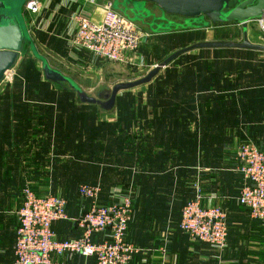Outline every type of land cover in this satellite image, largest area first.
<instances>
[{"label": "crops", "instance_id": "obj_1", "mask_svg": "<svg viewBox=\"0 0 264 264\" xmlns=\"http://www.w3.org/2000/svg\"><path fill=\"white\" fill-rule=\"evenodd\" d=\"M55 1L67 6L62 14L81 10L96 21L101 18L102 7L110 2ZM64 29L59 25L55 34ZM179 34L151 33L142 42ZM44 35L37 34L47 38ZM49 41L52 50H62L61 60L71 62L74 57L68 58L67 52L64 55L63 41L54 37ZM93 61L83 52L71 63L82 71L99 70L103 61ZM196 73L190 68L188 74H180L181 82L165 83L164 98L156 104L153 101L148 110L150 129L131 132L123 142L106 130L60 131L55 105L29 100L23 84L18 86L17 99L0 100V264L14 261L17 211L24 186L38 196L66 197V213L71 220L53 225L57 239L63 241L80 236L74 220L87 205L76 196L81 184L100 185L102 205L112 203L110 188H133V219L127 242L139 252L129 264H264V223L252 219L249 211L237 204L242 177L235 169L238 146L260 139L262 133L264 136V115L253 122L252 111L258 105L251 102L250 94H244L245 72L219 80V75L210 73L205 78ZM76 141L81 142L78 150ZM129 171L132 177L128 180ZM196 188L203 204L216 205L227 214V247L222 253L202 243H190L178 229L181 209L195 198ZM102 239L99 234L93 237L95 242ZM58 264L94 261L75 256L62 258Z\"/></svg>", "mask_w": 264, "mask_h": 264}, {"label": "built area", "instance_id": "obj_2", "mask_svg": "<svg viewBox=\"0 0 264 264\" xmlns=\"http://www.w3.org/2000/svg\"><path fill=\"white\" fill-rule=\"evenodd\" d=\"M66 8L55 0H27L23 16L30 36L37 33L53 36L64 41L67 50L76 56L86 52L94 61L135 64L137 50L147 34L114 10L111 1L102 7L98 21L81 10L62 14ZM256 22L264 32V17ZM59 25L65 29L55 34ZM235 158V169L242 177L237 204L248 210L252 219L264 223V149L253 142H244L238 146ZM21 193L13 264H58L62 258L75 256L92 258L94 264H129L139 252L127 242L133 219L132 187L110 188L108 196L112 203L102 205L100 185H80L77 197L87 203L74 220L80 236L63 241L57 239L53 225L71 220L66 213L67 201L59 194L38 196L28 185ZM178 229L192 244H205L218 253L227 247V214L216 205L203 204L198 188L195 198L181 209ZM95 234L102 235L103 239L95 242Z\"/></svg>", "mask_w": 264, "mask_h": 264}, {"label": "rangeland", "instance_id": "obj_3", "mask_svg": "<svg viewBox=\"0 0 264 264\" xmlns=\"http://www.w3.org/2000/svg\"><path fill=\"white\" fill-rule=\"evenodd\" d=\"M147 8L154 12L156 16H159V12L154 6L148 5ZM118 12L124 17L127 16L126 18H133L130 16L129 12L124 11V8H121ZM167 18L178 23L182 22V19L177 17ZM24 21L26 24L25 18ZM132 21L140 30H143L145 34H147V37L152 33L149 27L146 26L152 21L150 18L143 19V22L139 20ZM178 32L182 34L174 37L164 36L158 39L152 38V41L148 39L150 43L148 42L147 44L146 42H142L138 48L139 51L137 50L135 64H115L103 61L102 65H99V70L95 68H85L83 71L79 69L78 65L71 63L77 56L69 48L67 50L66 46L64 55L67 52L68 58L74 57L72 58L73 60H70L71 62H66L64 59L61 60L62 55L60 53L62 50L55 52L50 48L49 37L42 38V36H33V34H31V38L39 55L45 57L53 68L70 77L88 95L93 97H97L98 94L107 89L111 90L116 84L133 82L143 78L149 71L173 52L197 42L206 41L207 38L211 39L210 41L241 42L242 40V29L238 25L216 27L211 29V31L203 29ZM247 34L248 40L251 43L264 45V32L260 29L258 22L253 21L248 24ZM95 61L94 63H96ZM180 68H184L185 74H188L191 68L193 72H197L196 74L198 76L205 78L207 76L209 78L210 73L217 76L219 75L217 80L224 75L230 76L233 73L245 72L246 77L243 86L246 85V92L244 94H250V96H252V98H249L253 104L259 101L262 103V106L253 108V122L255 119L257 121L259 115H264V53L239 50H196L181 55L173 63L162 69L151 84L121 93L118 98V104L114 110L104 112L97 106L90 107L80 104L75 94L70 91H63L61 87L57 86L45 85L42 81L41 63L33 58L28 45H25L16 66L0 84V98L2 101H7V96L9 95L17 99L18 86L23 84L28 86V89H25L27 93L24 90V94L29 100L40 99L44 104L52 102L55 105V110L58 112L60 118L58 126L60 131L65 129L66 131L73 130L80 133L91 131L99 132L100 130L114 132L116 131L115 126L120 124L119 116L121 112H123L124 115L129 112L133 123H135L134 121L137 120L140 115L148 114L149 107L152 108L153 106L152 102L154 101L156 104L158 100L164 98L162 90L166 85L165 83L168 85L169 83L174 84L176 82H181V75L184 73H180ZM253 72L256 73L253 74ZM14 89L16 91H13ZM38 89L40 91H38ZM38 92H40V94ZM105 115H107V117H105ZM68 121L71 125H68ZM132 122L129 123V127H126V123L124 126V130H128L127 132L129 134L135 131H144L142 127L136 124L133 125ZM46 130L45 127V131ZM247 142H253L261 148H264L263 133L260 139L247 140ZM80 143L81 142H77V146H75L76 150L81 147V145L78 147ZM60 156L62 157L63 154ZM129 173L128 180L132 177L130 171ZM123 189L126 190L125 188ZM60 196L64 199L66 198L63 195Z\"/></svg>", "mask_w": 264, "mask_h": 264}, {"label": "water", "instance_id": "obj_4", "mask_svg": "<svg viewBox=\"0 0 264 264\" xmlns=\"http://www.w3.org/2000/svg\"><path fill=\"white\" fill-rule=\"evenodd\" d=\"M26 1L0 0V84L16 66L24 46L28 45L32 56L41 63L44 81L71 91L80 104L97 106L104 112H110L115 108L116 100L121 93L151 83L162 69L186 53L196 50L228 49L264 53V45L251 43L247 34L248 24L264 17V0H110L114 10L120 11L124 8L125 12H129L133 17H128L129 20L143 22V19L150 18L152 21L145 25L154 34L238 25L242 29V40L197 42L173 52L143 78L116 84L111 90L107 89L93 97L38 54L23 17ZM148 5L154 6L159 16L149 10ZM167 17H177L182 19V22L178 23Z\"/></svg>", "mask_w": 264, "mask_h": 264}, {"label": "trees", "instance_id": "obj_5", "mask_svg": "<svg viewBox=\"0 0 264 264\" xmlns=\"http://www.w3.org/2000/svg\"><path fill=\"white\" fill-rule=\"evenodd\" d=\"M38 34V33H37ZM37 34H35V36L37 35ZM44 36H47V35H44ZM47 37H49V38H51V37H53V36H47ZM55 38V37H54ZM57 39V38H56ZM58 40H60V39H58ZM60 41H62V40H60ZM64 42V41H63ZM64 44H65V42H64ZM228 50H230V49H228ZM200 51H202V50H200ZM213 51H217V50H213ZM249 52H251V51H249ZM34 58V57H33ZM35 59V58H34ZM36 60V59H35ZM37 61V60H36ZM42 73V72H41ZM43 81H44V79H43ZM45 85H48V86H50V85H52V86H57V85H54V84H51V83H48V82H46V81H44L43 82ZM57 87H61V86H57ZM27 89H28V86H27ZM61 89H62V87H61ZM63 90V89H62ZM38 91H40L39 89H38ZM63 91H67V90H63ZM71 92V91H70ZM26 93H27V90H26ZM39 94H40V92H38ZM12 98V96L10 97L9 95L7 96V100H10ZM118 98H119V96H118ZM118 98H117V100H116V105L118 104ZM0 100H2L1 98H0ZM50 101V100H49ZM48 101V102H49ZM50 103H52V102H50ZM262 103L259 101V102H257V105L260 107V105H261ZM116 105H115V107H116ZM88 106H90V107H96V106H91V105H88ZM262 106V105H261ZM114 110V109H113ZM128 114H126V115H124V113L123 112H121L120 113V124H118V125H116L115 126V128H116V131H114V133H115V135L117 136V138H119L122 142L123 141H125V138L124 137H126V136H128L127 134H129L127 131L128 130H124V126H125V123H126V127H129L130 125H129V123L130 122H132V119H131V117H130V114H129V112H127ZM48 114H50L49 112H48ZM135 123H133L132 122V124L134 125V124H136L137 126H140V127H142V129H144V131H146V130H149L150 128V124H148V122H147V114H142V115H140L139 117H138V119L137 120H135L134 121ZM131 128V127H130ZM132 130V129H131ZM130 130V131H131ZM112 134H113V132H112ZM129 138V137H128ZM124 187V186H123ZM127 187L128 186H126L125 187V189H127ZM189 202V201H188ZM181 214V213H180ZM179 221H180V219H179Z\"/></svg>", "mask_w": 264, "mask_h": 264}]
</instances>
